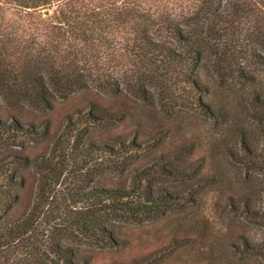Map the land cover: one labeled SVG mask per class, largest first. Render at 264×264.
Masks as SVG:
<instances>
[{
  "label": "trees",
  "instance_id": "obj_1",
  "mask_svg": "<svg viewBox=\"0 0 264 264\" xmlns=\"http://www.w3.org/2000/svg\"><path fill=\"white\" fill-rule=\"evenodd\" d=\"M203 73L247 92L249 128L239 130V151L229 155L243 188L230 213L264 229V0H0V152L11 153L0 162V264H90L85 247L117 248L122 226L156 221L197 193L168 188L195 179L179 159L134 168L153 146L94 141L90 129L115 123L94 111L70 119L51 152L33 162L16 150L37 144L49 127L4 117L5 110L43 113L93 90L165 115L217 119ZM32 165L34 201L8 222L26 184L22 171ZM108 172L119 178L111 187L99 180ZM242 254L264 264V241H245Z\"/></svg>",
  "mask_w": 264,
  "mask_h": 264
},
{
  "label": "rangeland",
  "instance_id": "obj_2",
  "mask_svg": "<svg viewBox=\"0 0 264 264\" xmlns=\"http://www.w3.org/2000/svg\"><path fill=\"white\" fill-rule=\"evenodd\" d=\"M16 14L12 8L7 12L9 19ZM202 77L209 89V104L221 114L217 119L185 111L165 115L157 107L130 96L109 97L93 90L56 101L51 110L43 113L25 106L3 112L4 117L15 116L26 125L49 127L48 136L37 144L16 150L33 162L51 152L70 119L94 111L115 122L90 129L94 141L113 144L137 138L140 143L154 147L134 168L169 156L179 159L182 169L195 174L188 185H168L179 194L197 189L192 203L153 222L122 226L117 248L85 247L82 254L89 257L90 264H263L257 258L243 255L242 246L245 241L251 244L264 241V229L244 223L230 213L231 201L238 202L243 188L241 167L229 155L239 151V130L249 128L245 122L247 92L221 85L209 73H203ZM10 155L0 152V162ZM22 174L26 184L8 222L21 219L36 195L39 174L34 165L23 169ZM118 179L111 172L99 178L108 187Z\"/></svg>",
  "mask_w": 264,
  "mask_h": 264
},
{
  "label": "water",
  "instance_id": "obj_3",
  "mask_svg": "<svg viewBox=\"0 0 264 264\" xmlns=\"http://www.w3.org/2000/svg\"><path fill=\"white\" fill-rule=\"evenodd\" d=\"M44 14H45V16H48L50 14V12L49 11H45Z\"/></svg>",
  "mask_w": 264,
  "mask_h": 264
}]
</instances>
